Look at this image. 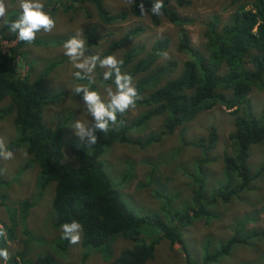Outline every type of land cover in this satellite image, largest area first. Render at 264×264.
I'll return each mask as SVG.
<instances>
[{
  "label": "trees",
  "instance_id": "obj_1",
  "mask_svg": "<svg viewBox=\"0 0 264 264\" xmlns=\"http://www.w3.org/2000/svg\"><path fill=\"white\" fill-rule=\"evenodd\" d=\"M105 1L66 0L60 8L67 13L74 9L73 3H80L81 7L89 5L98 22L105 25H119L127 20L146 17L157 26L159 17L167 19L178 28L176 50L190 56V60L184 62L179 75L161 87H146L147 75L152 70L159 72L156 67H150L167 50L170 40L166 37L155 39L148 49L142 45L145 55L135 62L137 54L131 50L125 52L120 59L123 60L122 72L133 77L146 72V80L137 81L135 84L140 96L136 105L146 109L130 124L124 121L123 115L118 116V120L123 121L118 131L110 130L107 134H102L98 130L96 132L98 141L90 149L69 145L68 150L74 160V163L70 164L63 158L60 129H51L42 121V110L45 105L59 94L47 98L38 79L31 81L26 76L19 77L13 73V63L18 58V50L26 43L18 41L14 33L8 32L4 35V32L9 30L7 22L16 19V13L11 11L0 28V38L5 42L0 44V100L7 96L10 102L7 108L0 109V114L13 111L12 120L18 136L10 145L12 149L23 148L24 153L30 158V164L37 167L38 191L53 183L51 207L55 214V227H61L63 223H70L73 219L77 220L82 225L81 245L102 249V254L107 259L110 255L108 241L115 236H131L132 245L120 250L118 255L112 260L108 259L106 264H145L153 258L155 248L162 240H167L170 244L178 243L179 229L191 218H199L202 215L207 220L213 218L211 207H215L218 201L228 203L231 198L247 190L249 184L262 172V167L252 172L247 161L249 146L258 141L264 142V106L257 115H253L247 95L251 88L262 86L264 75V1L252 0L250 10L238 7L229 15V19L221 24L217 23V16H212L203 33L205 47L209 52L206 58L189 44V37L183 28L185 20L179 18L166 0H163L164 7L160 16L153 15L150 10L156 0H130L127 9L115 13H111L105 7ZM172 1L179 7L190 3L189 0ZM57 2L58 0L55 3ZM141 2L145 6L146 15L141 14L139 8ZM49 4L51 6L50 0ZM91 16L92 13L88 11L84 17L89 19ZM139 26L134 24L127 27L106 45L102 56L128 46L137 36V32L141 31ZM81 31L88 50L98 46V41L92 36L96 32L95 26L84 27ZM52 67L54 64H50L45 70L48 71ZM110 81L113 83L114 77ZM215 104L223 105L227 109L233 108L232 111L237 115L234 118V130L228 136V153L221 156L224 183L221 185L222 180L216 179L212 184L216 190L213 196L208 197L204 195V189L208 187L207 180L211 182V177L206 171V166L216 158H210L207 154L215 147L216 131L210 127L205 137L194 141H185L183 132L196 116ZM154 116L162 117L160 136L149 135L143 140H135L134 144L144 148L148 143L158 141L163 135H173L175 131H180V146H187V149L198 152L197 156H192V163H187L181 168L185 177L191 179L194 175V184L188 201L177 210L180 195L169 194L168 189L163 188L169 177H158L153 180L154 166L151 165L147 185L150 186L156 181L158 187L152 188V193L155 198L162 199L165 203L156 213L153 212L154 215L144 212L141 214L142 218H139L126 206L120 194L110 186L100 157L114 144L131 141L127 137L128 131ZM170 154L171 158H175L178 152L173 150ZM28 166L29 163H26L25 167ZM143 186L144 184L139 183L136 187L140 189ZM190 201L196 205L187 206ZM0 205L3 206L2 203ZM29 206L27 200L19 204L22 221ZM184 209L190 214L183 215ZM13 227L11 224L8 228L5 227L7 239L19 241L24 249L27 242L14 235ZM22 233L26 235L28 231L23 230ZM233 241V239L227 241L219 250L206 255L202 259V264H209L226 256ZM3 243L6 245L4 241ZM67 244V240L61 239L60 231L59 239L55 242L56 248L64 251ZM8 250L12 254L10 248ZM28 258V253L15 250L8 262L30 264Z\"/></svg>",
  "mask_w": 264,
  "mask_h": 264
},
{
  "label": "rangeland",
  "instance_id": "obj_2",
  "mask_svg": "<svg viewBox=\"0 0 264 264\" xmlns=\"http://www.w3.org/2000/svg\"><path fill=\"white\" fill-rule=\"evenodd\" d=\"M50 1L51 6L49 0H43L45 9L50 10L56 19V27L49 33L42 31L37 34L36 39L43 43L27 44L26 47L18 50L19 54L22 52L25 54L24 58L18 55L13 63V73L19 77L26 76L31 81L38 79L41 90L47 98L59 94L42 110V120L47 127L60 129L63 158L72 164L74 160L69 153V145L74 144L85 149L91 147L88 148L85 141L75 136L71 125L76 119L91 121L92 118L83 104L82 94H75L73 91L75 85L87 84L88 81L76 80L72 75L76 69L64 55L63 48L64 42L70 36L84 27L95 26L99 36H107L97 48L98 52L104 50L109 40L117 38L127 27L134 24H139L141 31L128 47L141 44L148 49L155 39L168 38L170 44L165 52L167 56L162 55L150 67H156L159 72L152 70L147 75L148 80L145 79L146 72L135 76L134 85L143 79L148 82L146 87L162 85L181 71L185 56L176 50L178 28L165 18L159 17L158 26H154L146 17L139 20H127L119 25L103 26L100 25L89 5L81 7L80 3H73L72 12L65 13L60 6L66 0H58L57 3H55L56 0ZM129 1L106 0L104 5L111 13H115L121 9H127ZM166 1L180 19L185 20L183 28L191 44L204 53L203 33L212 16H217V23L221 24L241 5L250 8L249 4L252 0H237V2L236 0H190V5L187 7L176 6L171 0ZM10 2L16 5L18 0H10ZM54 8L56 10L52 11L51 9ZM13 10L18 17V8ZM88 11L92 13L89 19L84 17ZM4 20L0 18V27ZM6 33L7 31L4 32ZM0 44L5 42L0 39ZM111 55H115L119 60L122 51H116ZM49 62L57 63L46 71L45 67ZM29 64L31 67H28ZM105 71L106 69L97 66L94 73L96 83L91 87L93 90L100 91L102 98L107 99L104 87L112 85L115 88V86L110 80H103ZM151 82L154 85H151ZM248 99L253 112L257 114L264 106V75L263 87L252 89ZM8 105V100L3 99L0 102V109L7 108ZM145 109L143 106L136 105L134 109L124 113V121L127 124L132 123ZM12 118L13 111L0 115V138L3 139L6 148L14 154L12 160L0 159V170H4L0 173V203L3 204V206L0 205V224L6 228L10 224L14 225V235L27 242L26 247L22 249L19 241L13 242L14 239L10 241L12 254L15 250H23L29 254L30 264H106L108 259L115 258L120 250L129 248L133 243L131 236H115L108 241L107 247L110 254L108 259L102 254V249L82 246V236L78 244L73 245L68 242L64 251L56 248L55 242L59 239L61 227L54 225L55 214L51 207L53 183L47 184L38 191L37 167L30 164V158L24 153L23 148L12 149L10 145L18 136ZM161 120V116L151 117L134 129L131 128L127 137L135 141L143 140L149 135L160 136ZM210 127L215 129L217 140L214 149L207 154L210 158H216L206 166V171L211 177L209 186L204 189V195L208 197L213 196L216 190L212 185L216 179L222 180L221 185L224 183L221 156L229 150L228 136L234 130V113L223 106L216 105L196 116L185 127L183 137L185 141L203 138ZM179 134L180 131L177 130L173 135H163L158 141L150 142L144 148H140L133 142L115 144L100 157L110 186L120 194L123 202L136 217L142 218L141 214L144 212L154 215L153 212L156 213L165 203L164 200L155 198L152 193V188L158 187L156 181L150 186L147 185L151 165L154 166L153 180L158 177H169L163 188H167L169 194L180 195L176 205L177 210L182 207V202H187L190 187L194 183L189 177H185L181 168L187 163H192V156H197L198 152L187 149V146H180ZM173 150L178 152L175 158H171L170 153ZM248 154V168L252 172L262 167L260 176L249 185L248 189L231 198L228 203L218 201L215 207L210 208L214 214L213 218L207 220L203 215L199 218H191L179 229L178 243L170 244L167 240H162L155 248L153 258L145 264H202V259L206 255L216 252L221 245L232 239L233 245L228 254L209 264H264V142L252 143L248 148ZM26 163H29L28 167H25ZM139 183L144 184L140 189L136 187ZM23 200H27L30 206L22 221L19 204ZM186 205L193 207L196 204L190 201ZM186 213L190 214L187 209H184L183 215ZM23 230H27L28 233L24 235ZM39 255L40 257L37 258ZM0 264L5 262L0 260Z\"/></svg>",
  "mask_w": 264,
  "mask_h": 264
},
{
  "label": "clouds",
  "instance_id": "obj_3",
  "mask_svg": "<svg viewBox=\"0 0 264 264\" xmlns=\"http://www.w3.org/2000/svg\"><path fill=\"white\" fill-rule=\"evenodd\" d=\"M250 5L251 4H249V6ZM187 6H182V7H187ZM163 7H164L163 0H156L154 5L150 9L151 13L153 15L160 16L162 15L161 9ZM242 7L244 8V10H250V8H246V6L245 7L242 6ZM14 8H18L19 10L18 17H17V13L13 10ZM139 8H140L141 14L143 15L147 14L145 12V6L143 2L139 4ZM10 10L11 11L13 10L16 13V19L10 22H7V27L9 29L7 33L8 32L14 33L18 41L26 43L21 48L26 47L27 44H31L35 41H37L38 43H43L39 39H36L37 34L42 31L45 33H49L56 27V19L54 18V15L50 10L45 9V3L43 2V0H18V3L16 5L12 4L10 0H0V18H2V21L4 20L5 17L7 18L8 13L11 12ZM4 22L2 23V25L4 24ZM100 25L109 26L105 24H100ZM139 34H140V31L137 32V36ZM186 35L188 36L187 33ZM92 36L98 41V46L92 47L89 50L87 48L86 40L82 37V31H79V30L76 31L74 35L70 36L63 44L64 55L69 58V61L72 64L73 68L76 69V71L72 73L74 78L80 81H84V80L88 81L87 84L75 85V87L73 88V91L75 92V94H82L83 104L86 106L87 113L88 115L91 116L92 119L91 121L76 119L71 125V129L73 130L75 136L78 137L81 141H85L86 146L88 148L92 147L93 145L97 143L98 137L96 135V132L98 130L102 134L103 133L107 134L110 130L118 131L120 126L123 123L122 120H118V116L123 115V118H124V113H126L129 109H134L136 107L137 101L140 99V96H139L136 86L133 83V78L142 73L137 74L133 77L129 73L122 72L121 66L123 65V60H120V59L125 52L130 51V50L134 51L135 54H137L134 59V62L145 55L144 51L142 50L141 44H134L128 47L132 43L131 42L125 48L118 50V51H122V55L119 58V60L117 59L115 55H111V54L103 57L102 55L104 53L102 52L104 50L102 52H98L97 48L100 46L101 41L107 38V36H104V35L99 36L97 33V28H96V32L93 33ZM112 40L113 39L109 40L107 44ZM189 44L203 58H206L209 55V52L205 47V43H204V53L200 52L197 48H195L191 44L190 39H189ZM139 49L140 51H138ZM165 52L162 55L165 54V56H167V53ZM178 52L182 53L185 56V59L181 64V71H182L184 62L190 60V56L189 54H186L184 52H181V51H178ZM24 54L25 53L22 52L19 55L22 58H24ZM162 55H160L159 57H161ZM56 63L57 62H49L47 66L45 67V69L49 67L50 64H54L55 66ZM170 64L171 62L169 63V65ZM29 65L31 67V64ZM97 66H99L100 68L106 69V71L103 73L104 81L112 80L114 77L113 85L115 86V88H113L112 85H107L104 87V92H106L107 99L102 98L101 92L98 90H93L91 87L93 84L96 83L94 73L97 69ZM180 72H178L173 77L169 78L167 81L176 78ZM167 81H165L162 85H164ZM151 85H154V83L151 82ZM162 85L153 87V88H158V87H161ZM262 87H263V76H262V86L260 88H251V90L261 89ZM3 99H7L9 102V98L7 96L3 97L0 100V102ZM247 99H248V95H247ZM9 105H10V102H9ZM216 105H220V104H215L214 106ZM220 106H223V105H220ZM227 110H230L231 112H233L232 111L233 108L227 109ZM251 113L253 115L258 114V113L255 114L253 112L252 106H251ZM0 115H3V114H0ZM235 115H237V113H234V118H235ZM129 142L134 143V141H129ZM13 149H16V147H13ZM248 157H249V154H248ZM13 158H14L13 152L9 150L8 148H6L3 139L0 138V159L7 161V160H12ZM3 171L4 170H0V173H2ZM193 178H194V175L190 179L192 182H193ZM207 183L209 186V179L207 180ZM191 188L192 186L190 187V190L188 193L189 194L188 199L191 196ZM185 203L186 202H182V206ZM81 231H82V225L77 220L73 219L70 223L66 222L61 225V239L67 240L70 244H73V245L78 244L81 240ZM3 241L6 243V245L3 243ZM0 246H3V247H0V260H3L5 264H8V261H10V259L12 258V254L8 250V248L11 247V242L10 240L7 239V231L3 224H0Z\"/></svg>",
  "mask_w": 264,
  "mask_h": 264
},
{
  "label": "crops",
  "instance_id": "obj_4",
  "mask_svg": "<svg viewBox=\"0 0 264 264\" xmlns=\"http://www.w3.org/2000/svg\"><path fill=\"white\" fill-rule=\"evenodd\" d=\"M59 235H60V233H59Z\"/></svg>",
  "mask_w": 264,
  "mask_h": 264
}]
</instances>
